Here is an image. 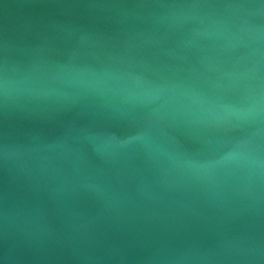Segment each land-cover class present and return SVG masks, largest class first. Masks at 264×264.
I'll list each match as a JSON object with an SVG mask.
<instances>
[{"label":"water","instance_id":"water-1","mask_svg":"<svg viewBox=\"0 0 264 264\" xmlns=\"http://www.w3.org/2000/svg\"><path fill=\"white\" fill-rule=\"evenodd\" d=\"M0 264H264V0H0Z\"/></svg>","mask_w":264,"mask_h":264}]
</instances>
